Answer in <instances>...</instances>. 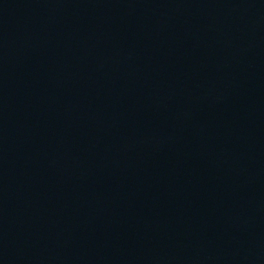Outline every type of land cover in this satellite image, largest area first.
Masks as SVG:
<instances>
[{"label":"water","instance_id":"water-1","mask_svg":"<svg viewBox=\"0 0 264 264\" xmlns=\"http://www.w3.org/2000/svg\"><path fill=\"white\" fill-rule=\"evenodd\" d=\"M264 78V0H142Z\"/></svg>","mask_w":264,"mask_h":264}]
</instances>
